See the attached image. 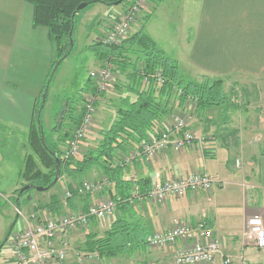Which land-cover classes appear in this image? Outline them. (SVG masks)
<instances>
[{"label": "crops", "instance_id": "1", "mask_svg": "<svg viewBox=\"0 0 264 264\" xmlns=\"http://www.w3.org/2000/svg\"><path fill=\"white\" fill-rule=\"evenodd\" d=\"M160 1L158 0L156 4L148 3L142 10L140 20L144 25L141 26L158 49L176 61L185 79L188 77V80L197 82H201L204 78L221 79L225 82L230 76L264 78V0H201L198 17L189 28L190 37L184 38L182 34L181 39L173 44L176 47L174 51L167 49L160 38L149 32L152 20L150 15L156 16L155 14L160 10L158 8ZM169 19L168 17L165 19L168 24ZM32 21L33 7L27 1L0 0V132H9L12 135L10 139L14 142L16 135L20 136L28 132L34 117L35 105L42 92L44 102L46 93L50 91V84L46 89L44 87L54 59L53 47L48 30L33 26ZM99 29L102 30V27ZM182 65L186 67L184 74ZM191 104L187 102L185 110L191 107L189 106ZM209 110L220 112L219 108ZM178 112L182 113L179 110ZM209 117L210 115L206 117L207 126L202 128L199 125L200 134L196 132L195 126H189L198 138L203 139L205 145L203 147L206 148L207 145L209 151H203L200 145L198 151L200 156L197 154L196 156L195 152L191 151L192 147L188 149L190 152L184 150L178 153L169 151L160 154L142 167L131 165L130 178H149L152 187L164 180L200 172L214 177L217 184L207 193L170 198L161 204L138 203L132 207L135 210L133 222L143 224L145 233L150 234L165 231L178 220H187L192 224L203 220L211 229L213 239L221 244V254L216 255L211 264H264V247H257L250 237L245 236L248 233L247 222L251 218L259 217L264 224V110L260 111L259 119L253 122L255 129H259L250 139L255 138V144H246V146L238 144L240 151L243 148L242 156L245 155L243 157L245 163L243 168L235 164L234 170L227 168V162L213 168L210 165L217 163L218 152L215 151L217 138L214 136L206 138V136L214 135L215 129L211 130V128L217 125L218 118L215 119L217 122L215 125L213 123L210 125ZM105 122L104 124L109 123V121ZM203 123L205 125V122ZM245 123V126L250 125ZM234 144L232 142L236 147ZM88 145V142H83L82 147ZM7 157V153L5 158L0 152V166ZM91 175H95V178L101 177L95 169ZM2 177L0 169V182ZM62 179L66 178L62 177ZM20 185L16 183L11 187L8 199H14L13 194ZM58 185L57 190L53 192L47 190L48 194H44L46 195L44 197L29 194L22 200L31 207L37 201V211L41 218L58 214L59 210L56 211L54 208L55 199L60 198L61 188ZM109 188L107 186L102 193L90 195L87 207L106 198ZM40 200L44 202L40 204ZM11 206L15 211L16 206L12 202ZM79 209H85L81 203L75 210L69 208L71 212ZM29 210L31 211L30 208ZM112 221L108 220V223ZM75 233L68 237L69 245ZM83 233L86 234L84 231ZM179 247L155 250L146 246L144 252L137 254L142 258L140 264H170L173 253ZM77 251V249L70 250L68 253L67 259L70 264H76ZM7 260L12 264L11 252Z\"/></svg>", "mask_w": 264, "mask_h": 264}, {"label": "trees", "instance_id": "2", "mask_svg": "<svg viewBox=\"0 0 264 264\" xmlns=\"http://www.w3.org/2000/svg\"><path fill=\"white\" fill-rule=\"evenodd\" d=\"M25 1L33 7V26L48 30L53 47L54 59L46 79L44 87L46 89L57 64L65 60L74 47L72 36L77 7L83 3L88 5L100 3L112 7L120 0ZM135 1L121 0L117 6H121V12H126ZM148 1L157 3L156 0ZM87 49L93 53V57L100 65L110 61L114 66L113 73L124 76L125 82L116 81L114 86L120 90L117 98L110 100L115 104L114 115L107 126L99 131L93 145L83 148L82 144L87 142L86 139L80 144L79 157L66 160L63 156L73 131L81 122L83 104L78 111L76 103L67 107L60 114L59 124L51 128L49 140H47L41 119L46 104V97L43 102L42 92L35 105L34 117L27 133L29 149L37 158L42 170L35 168L32 157L29 156L30 158L25 160L21 178L27 182L24 186L29 185L30 189L22 194H19L22 187L16 190L13 201L19 205L20 200L29 195L31 189L48 186L51 189L61 181L62 177H65L64 188L71 194V197L67 199L68 208L75 210L81 203L86 209L90 195L80 196L75 188L85 181L89 172L95 169L110 183L111 187L109 186L107 190L108 198L115 202L120 201L117 204L118 216L108 223L107 230L100 235L92 231L99 222L95 219L90 220L89 231L86 232L84 242L77 250L79 249L78 252L84 255L97 254L103 260L132 257L137 252L146 250L145 239L148 234L145 233L143 224L133 222L135 210L124 201L130 198L134 191L144 196L151 189V181L143 177L130 178L131 165L142 167L146 164L144 161L137 159L131 165H118L119 155L138 151L141 144L158 136L172 114L178 110L185 111L187 102L192 103L198 113L218 108L224 109L226 113L229 99L221 79L204 78L201 82L185 79L176 61L158 49L142 28L127 36L117 46L92 42ZM157 74L160 77H157ZM160 80L162 82H159ZM87 83L88 85L82 89L78 102L84 103L85 93H96L90 77ZM104 95L105 93L100 94L101 99ZM53 135L57 137L52 138ZM55 159L59 160L60 178L53 184ZM54 204L56 211L61 209L60 199H55ZM32 207L30 212L37 210L36 205ZM7 240L8 238L3 246L6 245Z\"/></svg>", "mask_w": 264, "mask_h": 264}, {"label": "rangeland", "instance_id": "3", "mask_svg": "<svg viewBox=\"0 0 264 264\" xmlns=\"http://www.w3.org/2000/svg\"><path fill=\"white\" fill-rule=\"evenodd\" d=\"M148 3L151 2L145 0V5L142 10L146 8ZM200 7L201 0H161L158 4V8H160V10L155 14L156 16L154 17L151 16L152 14L150 15L152 20L149 27V32L160 38L167 49L174 51L176 47L173 44H175V42L177 43L179 38L181 39L182 34L184 35V38L190 37L189 32L191 31L189 28H191V25L198 17ZM120 13H122L121 6L114 5L109 7L100 3L88 5L83 10L77 12L72 36L74 47L71 49V54L65 60L57 64L56 69L51 76V82L49 83L50 91L49 93H46L47 101L44 107L45 109L42 112L41 119L47 140H49L51 128L59 124L60 114L67 107L76 103L77 111L80 110V107L83 103L78 102V98L82 93V89L88 85L87 80L89 73L100 65L99 62L93 57V53L87 49V46H89L92 42H102L101 37H103V34L108 31L107 27L116 22V16ZM108 15L110 16L108 17ZM140 15L141 13L139 14L136 21L132 24L130 32L127 36L132 35L141 28L144 29L142 27L144 22L142 24ZM166 17L170 18L169 24L165 21ZM99 27H102V30L99 29ZM99 32L101 33L97 37ZM181 67V69H183L182 73L184 74L186 67L185 65H182ZM187 71L189 72V69H187ZM186 78L188 79V77ZM116 81L125 82L124 76L113 73V81L111 82L108 90L105 92L102 100L99 102L100 104L97 106V113L94 118V124L92 126L90 136L86 138L88 139L92 137L87 141L89 146L94 144V140L96 139V135L99 133L100 129L106 127L104 122L110 121L111 117L113 116L115 104L110 100L116 99L120 91L119 89L117 90V88H114ZM224 87L226 95L229 99V106L227 108L226 114L224 109H219L221 113L218 112V110H208L206 113H198L196 112L194 105L191 104L189 105L191 107H188L187 110L182 112L181 117H183L185 120L188 129L189 126L193 125L197 128L196 132L198 134H200L198 131L199 125L202 128L207 126L206 117H208V115H210L208 119L210 125H212V123L215 125V123H217L215 119L218 118L217 125L211 128V130L215 129L214 135L206 136V138H212L213 136L217 138L215 143V151L217 150L218 152L217 163H210V165L213 168L218 165L222 166L227 162V168L229 170H234L235 164H237L239 168H243L245 163V158H243L245 155L243 154L244 156H242V153H244L242 151L243 148L240 151L238 144L241 143L243 146H246V144H255V138L253 140L250 139L253 137L254 132L256 133L259 131V129H255L253 122L256 119H259L260 111L263 112L264 110V78L255 79L246 76H230L224 82ZM178 113L175 112V114H172L167 119L165 124L167 126L171 124L170 119L174 116H178ZM203 122H205V125ZM245 122L250 125L245 126ZM95 123L98 125H95ZM210 125L209 127H211ZM27 133L25 132L20 136L16 135V141L14 142L12 139H10L12 135L9 134V132H0V152L3 156H5V158L6 153L8 156L7 160H3L0 166L3 174L2 182H0V264H11L7 260L10 255L9 249H7L6 246H3V244L5 240L12 234L19 232L25 227L24 219L25 217H30L31 212L29 208L32 209L30 204H27L26 201L22 199L20 200L19 205L13 202L14 199H8L10 189L16 183H18V185L22 183L20 188L27 184L24 178H20L21 174L24 172L25 160L27 158L32 157L35 161V168L39 170L41 169L37 158L29 149L27 143ZM193 134L196 138V141H194L191 151L195 152V155L197 154L200 156L198 151H200L199 148L200 145H202L200 143L203 142V139L198 138L194 132ZM56 137L57 136L54 135L52 136V138ZM200 139H202V141H200ZM232 142L236 144H234L236 147L232 145ZM203 146L205 145H202V147ZM202 147L201 149L203 151H209V149H207V145L206 148ZM188 149H185V152H190ZM211 150L212 149H210V151ZM159 155L160 154L157 156ZM91 174L92 172H89L86 175V179L89 181H98L102 178H95V175L93 176ZM92 177H94V179ZM65 180L66 179H62L59 182L61 185L57 184L61 188L60 195H62V191L65 189ZM57 185L49 190L51 192L57 190ZM47 192L45 191L41 193L37 192L35 189H31L28 194L32 196L42 195V197H44L46 196L44 194H48ZM108 197L109 196L106 195V198ZM11 202L16 206L17 210H13ZM40 202H44V200H40L39 203ZM34 204L37 205L38 202L35 201ZM17 211H19V214ZM116 216H118L117 213L113 216V219ZM107 223L108 220L99 223L94 230H91L100 235L102 232L107 230ZM83 231L88 232L89 230L83 229L75 231L76 233L72 236V240L70 241V245L72 244L71 246L69 245L70 250L75 251L77 249L76 247L79 248L80 243L84 242L85 234ZM141 262V255L137 254L133 255L132 257H120L113 260H103L98 257V259H94L92 262L87 264H140Z\"/></svg>", "mask_w": 264, "mask_h": 264}, {"label": "built area", "instance_id": "4", "mask_svg": "<svg viewBox=\"0 0 264 264\" xmlns=\"http://www.w3.org/2000/svg\"><path fill=\"white\" fill-rule=\"evenodd\" d=\"M144 2L145 0H136L126 12L117 14L116 22L107 27L108 31L101 37L102 43L119 45L130 32L132 24L145 5ZM113 70V64L105 61L89 73L96 93L87 94L84 97L83 116L68 142L64 159L79 157L80 144L86 140L92 130L97 113L96 106L101 100L100 94L105 93L113 81ZM157 77L160 75L157 74ZM181 115L182 113L172 117L171 124L166 125L158 136L141 144L138 151L119 155L118 165H131L137 159L147 164L158 154L169 151L182 152L192 147L196 138ZM200 144L203 145L204 142ZM216 184L217 180L214 177L206 173L193 172L180 178H171L154 184L144 196L134 191L132 196L124 202L130 207L142 202L161 204L169 198H180L187 194L196 195L200 192L207 193ZM108 185H110L108 180L101 178L98 181H83L75 189L80 196L97 195L102 193ZM70 197L68 190H63L59 198L61 209L58 214L41 218L39 211H32L30 217L26 218L25 228L8 238L6 247L11 252L12 264H70L67 259L70 252L68 237L77 230L87 229L92 219L99 223L112 220L117 213V204L120 202L103 198L90 204L85 210L79 209L71 212L67 206V199ZM17 213L19 214V211ZM247 227L248 233L245 236L250 237L257 247L263 248L264 224L262 219L251 218L247 222ZM145 243L148 248L155 250L180 246L173 253L170 264H211L215 256L221 254L222 251L221 244L213 239L211 229L203 220H198L195 224L187 220L175 221L165 231L148 234ZM75 256L78 264H87L98 259L97 254L84 255L78 251Z\"/></svg>", "mask_w": 264, "mask_h": 264}, {"label": "water", "instance_id": "5", "mask_svg": "<svg viewBox=\"0 0 264 264\" xmlns=\"http://www.w3.org/2000/svg\"><path fill=\"white\" fill-rule=\"evenodd\" d=\"M121 3V0L116 2L115 4L113 5H119ZM88 4L87 3H83V4H80L77 9H76V12H79L81 10H83L85 7H87ZM59 178H60V164H59V160L58 159H55V177H54V180H53V184L57 183L59 181ZM50 188V186L44 188V187H35V190L37 192H43V191H47L48 189ZM30 189V186L29 185H26L24 187L21 188V190L19 191V194H22L24 191H27Z\"/></svg>", "mask_w": 264, "mask_h": 264}]
</instances>
